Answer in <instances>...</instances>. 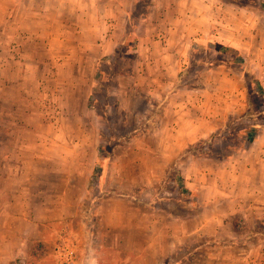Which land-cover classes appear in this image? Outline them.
<instances>
[{"label": "rangeland", "instance_id": "obj_1", "mask_svg": "<svg viewBox=\"0 0 264 264\" xmlns=\"http://www.w3.org/2000/svg\"><path fill=\"white\" fill-rule=\"evenodd\" d=\"M240 2L252 12L261 3L264 9V0ZM215 7L208 2L209 11ZM133 10L140 19L146 8L140 2ZM258 12L262 45L253 39L249 60L214 47L220 43L185 55L189 64L174 88L183 87L179 103L192 94V108L175 115L162 109L166 98L156 101L164 87L151 96L134 85L145 81L135 78L137 70L130 75L143 68L132 52L135 34L98 61L90 38L8 44L0 37V50L13 54L5 75L28 78L0 90V264H238L231 260L240 253L255 264L264 253V198L256 195L264 188V11ZM87 99L92 117L61 116ZM32 149L49 162L32 165ZM78 169L91 180L79 213L55 216L30 236L36 230L24 218L37 186H55L72 204L80 188L68 183ZM14 248L18 256L9 262Z\"/></svg>", "mask_w": 264, "mask_h": 264}, {"label": "crops", "instance_id": "obj_2", "mask_svg": "<svg viewBox=\"0 0 264 264\" xmlns=\"http://www.w3.org/2000/svg\"><path fill=\"white\" fill-rule=\"evenodd\" d=\"M209 1L214 2L216 6L215 10L212 9L213 12L208 10ZM140 2L145 5V13L140 19H134L133 8ZM0 10L3 17L0 21V37L9 39L8 44L15 38H45L51 43L56 38L80 36L90 38L88 45L96 50L94 53L96 61L103 56L112 55L118 46L135 34L137 43L132 52L140 53L143 68L134 69L130 75L136 72L135 78L145 75V81L140 82L139 79L134 85L148 94H153L151 96L155 94L152 92L153 89L160 91L157 87H164L162 97L156 101L159 103L166 98L161 107L162 109L166 107L167 111L174 110V115L182 114L186 108L190 110L192 108L188 104H192V94L185 95L183 101L179 103L180 97L184 95L183 87L174 88L179 79L178 71L186 69L189 64V58H185V55L194 53V47L197 45L220 43L238 50L244 60H249L253 39L261 37L258 33L261 21L258 10L264 11L262 3L252 12L246 6V2L240 0H0ZM136 19L139 20L134 24ZM259 44L261 48V39ZM11 56L13 54L9 49L0 50V90L1 87L24 86L28 82V78L22 77L21 74L17 79L14 78L16 81L5 75L6 72L9 74V63L13 61ZM251 64L255 65L253 61ZM242 65L241 68H244ZM141 70L143 74L140 73ZM159 73L162 75L165 73L161 80ZM94 87L95 85L93 90ZM0 100L6 99L0 95ZM92 111L87 99L79 103L78 111L74 110L72 113L63 110L62 115L60 112L59 115L74 117V113L77 112L78 116L83 114L82 117H85L88 114L92 117ZM97 116L99 117L98 114ZM62 131L64 132V128L55 127L56 133ZM175 131H178L176 127ZM47 158L34 154L32 149V165L49 162L50 158L49 160ZM97 162L98 157L92 164L97 165ZM260 169L264 171V163ZM90 181L87 173L83 174L78 169L74 182L68 183L69 189L80 188L78 194L72 197V204L64 202L66 199L63 192L55 194V186L46 183L38 185L37 189L40 190L32 194L33 203L28 207L27 216L24 218L27 225L36 230L30 233V236H37L40 226L53 220L55 216H76L86 198L87 185ZM262 190L263 193L256 194L259 198H264V188ZM129 197L136 201L137 196L134 194H129ZM174 222L181 223L179 219H174ZM175 240L172 246L179 242L178 239ZM13 252L14 257H11L9 262L18 256L17 249L14 248ZM251 257L246 253H240L231 261L247 264ZM256 257L255 264H264L263 252Z\"/></svg>", "mask_w": 264, "mask_h": 264}, {"label": "trees", "instance_id": "obj_3", "mask_svg": "<svg viewBox=\"0 0 264 264\" xmlns=\"http://www.w3.org/2000/svg\"><path fill=\"white\" fill-rule=\"evenodd\" d=\"M215 48H218L220 47L222 50H226L228 51L229 53H233V54H236L238 57H242L240 52L234 48H231L229 46H223V45H214ZM223 64H226V62ZM260 88V93L264 94V90L261 86H259ZM184 189L182 190V192L186 191V192H189V190L186 188V187H183ZM33 252V251H32ZM34 253L31 254V256H33Z\"/></svg>", "mask_w": 264, "mask_h": 264}]
</instances>
